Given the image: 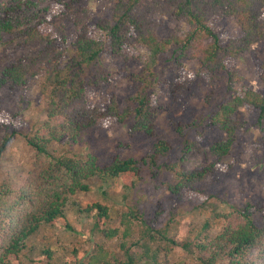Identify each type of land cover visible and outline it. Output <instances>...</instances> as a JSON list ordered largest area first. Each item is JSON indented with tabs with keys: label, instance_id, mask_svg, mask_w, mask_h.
Here are the masks:
<instances>
[{
	"label": "trees",
	"instance_id": "trees-1",
	"mask_svg": "<svg viewBox=\"0 0 264 264\" xmlns=\"http://www.w3.org/2000/svg\"><path fill=\"white\" fill-rule=\"evenodd\" d=\"M86 1L0 0V92L6 87L11 92L25 91L37 80L46 113L45 121L33 135L26 136L35 153L31 168L15 186H0V264H16L27 242L44 226L63 223L70 228L66 215L70 198L89 192L90 182L95 179L119 181L124 188L133 189L135 182L143 179L145 170L153 176L169 171L175 174L177 182L168 189L179 201H193L197 209L211 206L212 196L203 184L224 169V160L232 154L244 124L241 109H256L258 123L264 127V94L246 88L244 78L233 71L242 55L264 43V0H116L113 19L97 23L95 29L99 33L87 22L90 10L84 5ZM157 16L185 23L189 30L178 26L162 38ZM224 17L233 18L241 33L226 44L221 43L217 33ZM68 24L74 26L77 37L73 54L64 63L67 52L62 46L69 39ZM209 38L212 41L206 44ZM139 46L147 51L146 65L142 73L128 77L138 88L127 98L125 109L121 111L115 97L104 106L91 107L88 90L110 83V74L100 64L102 56L127 58L129 49ZM190 49L195 50L191 55ZM13 51L21 54L15 56ZM183 59L198 61L212 83L223 74L228 75L230 97L209 120L210 127L219 128L224 134L210 147L214 157L211 162L192 171L183 168L199 148L202 136L197 137V142L187 139L174 163L169 161L173 146L165 140L155 143L140 159L114 156L103 163L94 154L85 158L54 155L55 144L78 145L94 129L107 128L114 122L129 125L131 135L156 137L160 107L154 100V88L161 82L160 64H173V72L180 78ZM260 79L264 85V63ZM184 89V83H177L176 92ZM2 113L0 104V120ZM191 132L197 134L198 130ZM19 134L24 133L7 129L0 144V161ZM251 208L248 205L224 213L216 206L214 218L220 227L216 236L170 243L192 253L199 264H264V214L256 218ZM82 212L95 219V227L104 237L113 239L119 235V229L111 227L113 219L108 205L88 204ZM130 217L134 218L132 211L124 215L128 228ZM207 227H211L209 222ZM144 234L155 239L151 227ZM148 251L149 248L144 257ZM44 253L47 257L42 264H52L54 249L47 247ZM126 254L128 261L112 262L100 248L98 255L89 257V264H136L129 251ZM164 264L184 263L167 259Z\"/></svg>",
	"mask_w": 264,
	"mask_h": 264
},
{
	"label": "rangeland",
	"instance_id": "rangeland-1",
	"mask_svg": "<svg viewBox=\"0 0 264 264\" xmlns=\"http://www.w3.org/2000/svg\"><path fill=\"white\" fill-rule=\"evenodd\" d=\"M115 1L88 0L84 3L90 10L87 22L95 33H99L95 27L100 20L113 19ZM155 19L159 24L158 34L162 38H167L178 26L184 31L189 30L185 23L159 16ZM67 33L68 42L62 46L67 52L64 63L71 58L77 37L76 29L70 24L67 25ZM217 33L222 44L241 34L236 21L230 17L221 20ZM211 41L209 38L205 43ZM194 51L190 49L188 54ZM12 53L18 56L21 51ZM146 59L147 51L141 46L129 49L127 58L104 54L100 64L110 74V83L88 90L89 105L104 106L115 97L123 111L127 106V98L138 88V84L128 77L142 73ZM181 63L180 78L173 72V64L164 61L160 64L158 73L161 82L154 88V100L160 107L156 137L131 135L129 125L114 122L107 128L94 129L78 145L55 144L52 147L54 155L85 158L88 154H94L103 163L109 162L114 156L140 159L151 151L155 143L165 140L173 146L169 161L174 163L187 139L197 142V137L202 136L198 141L199 148L193 151L183 168L192 171L211 162L214 157L210 147L224 134L219 128L210 127L209 120L230 97L228 75L225 73L212 83L198 61L183 59ZM263 63L264 43H261L242 55L233 71L244 78L246 88L264 94L260 79ZM180 82L184 83L185 89L176 92L177 83ZM39 88V82L34 80L25 91L11 92L6 87L0 92V104L4 112L0 120V144L7 129L9 132L18 129L24 133L14 137L0 161V186H15L34 161L35 153L28 145L26 136L33 135L34 130L46 119ZM240 119L244 123L243 128L237 134L232 154L223 162L224 169L203 184L212 196L211 206L197 209L193 201H179L169 192V185L177 182L175 174L169 171H159L153 176L145 170L143 179L136 181L133 189L124 188L119 181L95 179L90 182L89 192L78 193L70 198L66 210L70 228H66L63 223L44 226L27 242L16 264H42L47 257L44 253L47 247L55 251L52 264H89V257L98 255L100 248L105 250L112 262L128 261L126 251H129L136 264H164L167 259L177 263L199 264L192 253L172 245L170 241L195 242L205 235L216 236L220 232L214 218L216 206H219V211L228 213L233 208L244 209L252 205L251 211L256 213V218L264 214V127L259 125V113L252 107H243ZM188 125L192 126L189 128ZM194 130H198V133L191 132ZM96 202L110 207L113 219L111 227L119 229V235L113 239L104 237L96 229L95 219L82 212L88 204ZM131 211L134 218H128V228L124 215ZM160 212L162 214L159 215ZM208 222L211 227L205 229ZM147 227L152 228L155 239L144 234ZM146 247L149 251L148 256L144 257L147 254Z\"/></svg>",
	"mask_w": 264,
	"mask_h": 264
}]
</instances>
